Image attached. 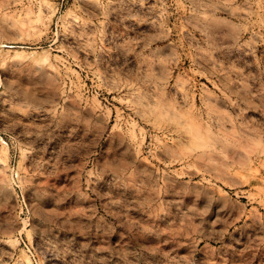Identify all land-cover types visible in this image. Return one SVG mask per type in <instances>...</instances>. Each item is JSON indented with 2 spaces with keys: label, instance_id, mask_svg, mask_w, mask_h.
Instances as JSON below:
<instances>
[{
  "label": "rangeland",
  "instance_id": "rangeland-1",
  "mask_svg": "<svg viewBox=\"0 0 264 264\" xmlns=\"http://www.w3.org/2000/svg\"><path fill=\"white\" fill-rule=\"evenodd\" d=\"M0 264H264V0H0Z\"/></svg>",
  "mask_w": 264,
  "mask_h": 264
}]
</instances>
